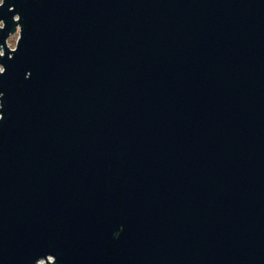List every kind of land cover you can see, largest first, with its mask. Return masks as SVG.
<instances>
[{
	"label": "water",
	"instance_id": "1",
	"mask_svg": "<svg viewBox=\"0 0 264 264\" xmlns=\"http://www.w3.org/2000/svg\"><path fill=\"white\" fill-rule=\"evenodd\" d=\"M0 49V264H264V0H2Z\"/></svg>",
	"mask_w": 264,
	"mask_h": 264
},
{
	"label": "rangeland",
	"instance_id": "2",
	"mask_svg": "<svg viewBox=\"0 0 264 264\" xmlns=\"http://www.w3.org/2000/svg\"><path fill=\"white\" fill-rule=\"evenodd\" d=\"M2 0H0L1 3ZM7 39V47L10 49H14L16 47L17 41L19 39V27L17 28L16 32L8 36ZM0 54H3V49H0ZM45 264V263H42Z\"/></svg>",
	"mask_w": 264,
	"mask_h": 264
},
{
	"label": "built area",
	"instance_id": "3",
	"mask_svg": "<svg viewBox=\"0 0 264 264\" xmlns=\"http://www.w3.org/2000/svg\"><path fill=\"white\" fill-rule=\"evenodd\" d=\"M47 260H48L49 262H52V261H53V258L48 257ZM42 263H46V261L43 259V260H40L39 262H37V264H42Z\"/></svg>",
	"mask_w": 264,
	"mask_h": 264
},
{
	"label": "flooded vegetation",
	"instance_id": "4",
	"mask_svg": "<svg viewBox=\"0 0 264 264\" xmlns=\"http://www.w3.org/2000/svg\"><path fill=\"white\" fill-rule=\"evenodd\" d=\"M1 26H2V24H1Z\"/></svg>",
	"mask_w": 264,
	"mask_h": 264
}]
</instances>
